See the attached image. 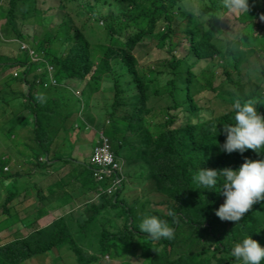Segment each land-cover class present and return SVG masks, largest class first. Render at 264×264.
<instances>
[{"label":"trees","instance_id":"1","mask_svg":"<svg viewBox=\"0 0 264 264\" xmlns=\"http://www.w3.org/2000/svg\"><path fill=\"white\" fill-rule=\"evenodd\" d=\"M94 1L97 4L101 2L104 6L88 3L85 8L95 14L94 20L96 22L101 21L105 36L104 41L106 38L107 43L103 42V44L94 46V49L101 54L96 65L90 57L92 45L82 32L86 24L82 23L81 26H76L75 21L67 15L60 23L62 26L66 25V29L46 30L43 36L39 38L41 40L40 46L38 45L36 49L33 48L35 51L41 49L38 55L41 57L40 53H42L45 60L54 67L56 79L57 77H66L87 80L86 84H90L88 88L91 90L90 92H96L101 88V84L97 82L101 80L103 75L114 79V97L118 101V105L111 111V117L115 115L117 110L124 109L126 114L124 117H120L122 119L120 123L117 121L118 126L112 125L114 128L112 131L111 126L108 134L109 136L114 135L119 140V131L128 134V136L130 134L136 136L137 140L140 141V152L138 154L137 150L136 154L137 163L145 166L148 171L147 177L151 176L159 180L162 188L169 192L171 199V201H166L168 205L166 214L157 211L149 212L151 216L167 221L168 225L174 230L172 239L161 238L157 240L162 245L164 264H242L241 261L231 255V250L235 244L224 242L220 231L224 227L217 222L220 219L214 214L215 210L222 205V200L226 199L222 195L224 178L218 176L217 183L212 188L198 186L192 180V177L202 168L213 169L218 172L225 168L238 170L244 163L245 158L253 161L264 159V146L256 152L246 150L243 154L238 151L228 154L221 150L220 146L226 140V134L223 133L222 129L225 125H231L232 119L234 120L233 108L216 117L209 118L212 111L207 104L210 101L208 96L214 95L220 102L233 104L227 98L232 93L216 90L210 80L202 83L204 71L197 72L199 67L196 63L201 60H208L210 64L211 58L221 57L225 52L231 55L239 65L236 50H234L232 44H229L228 40L223 49L222 47L219 48L212 40L217 29L210 27L201 32L198 28L201 25L194 23V21H202L208 15L211 19L216 17L215 20L218 21L221 16V12L218 10L220 0H201L197 12L189 13L187 17L182 15L180 21L186 22L184 30H181L178 25H174V12L180 9L176 4L181 0ZM250 2L263 3L264 0H250ZM115 3L119 4L117 9L113 7ZM36 5V0H10L7 20L17 38L20 37V34L14 22L15 13L19 10V14L27 20L33 16ZM104 8L108 10L102 12ZM38 15L42 24L48 22L47 12H40ZM245 18L248 21L244 25L245 30L243 36L239 37V41L246 46L260 42L261 45L258 48L261 49L264 45V25L255 23V21L252 22V18L248 16ZM89 21L90 19H88ZM161 29H163V33H161ZM122 33L127 34L125 43H122L119 37ZM152 33H154V36ZM179 33L189 43L188 53L182 59L172 57V59L164 62V68L169 78L163 93L168 97L165 105L166 117L162 125L151 127L145 119L147 114L152 113L151 108L147 107V103L149 96H156L159 92L154 88L151 92V85L155 84V79L147 78L144 73L139 71L138 61L133 54L134 49L131 50L133 48L132 44L140 42L146 36H152L159 46L171 49L172 43L170 40ZM222 34L220 32L221 37ZM42 45L44 47H41ZM17 59L19 58L17 57ZM26 62H29L28 58L24 62L6 63V68L12 69L26 64ZM30 66H32V69L27 70V72L24 70L22 77L18 78L21 85L25 86L26 95H24V98L18 97L8 102L13 103L14 100L16 101V103L10 105V114L6 116L5 121L12 116L6 123L9 134H12L16 125L30 121L29 126L35 142L43 151L45 146L40 137L46 130L53 133L60 131L66 133L68 131L67 119L71 118L73 114H78L84 122L91 126L94 121L95 106L91 104L90 98L85 95L88 89L83 91L85 85L81 89L80 95H75L77 109H74L76 108L75 104L64 102L65 96L61 92L47 93L43 91L42 95L45 100L41 103L37 100V93H39L38 88L44 86L42 80L45 79L46 75L37 73L35 64ZM222 67L225 69L223 73L221 72L222 75L225 78L231 77L226 72V67ZM221 70L223 71V69ZM30 72L34 74V77L28 75ZM157 73L159 72L149 69V76L154 77ZM258 74L256 77L257 82L263 81L264 64ZM125 75H129V78L121 83L120 80ZM236 75L240 76L241 72L237 71ZM13 79L17 80L16 78ZM231 83L230 87L232 86L234 90L237 87L236 82L231 81ZM91 84L97 87L94 89ZM106 85L110 88L109 82ZM124 92H134L130 96L129 110L125 107L127 103L125 101L121 102L123 100L121 94ZM59 98L61 99L58 100ZM20 99L27 100L28 103L21 104V106H28L31 112L18 107ZM247 100H252L257 111H263L264 113L263 90L256 88L240 101L243 103ZM203 101L206 102V105L201 107L199 102ZM57 102H63L65 105L62 106ZM170 110L171 114L168 113ZM5 113L6 110L3 109L1 114L4 115ZM34 116L36 120H34ZM179 116L184 118L186 123L172 128L175 118ZM193 121H196V123H192ZM75 127H77L76 124ZM222 133L225 135L223 138ZM120 146L122 145H118V148ZM114 155L117 159L118 153H114ZM59 160L63 159L60 157ZM4 167L5 164L2 165L1 177L5 176L7 179L10 173L5 174ZM150 173H153V175H150ZM81 177L83 178V174H81ZM109 182L110 179L101 182V190L107 189ZM83 185L85 186V179ZM122 185H124L123 179L120 184L121 187L117 191L111 194H107L106 191L102 192L97 197L98 202L85 209V213L86 211L91 213L85 214L84 218L79 217V221L73 222L70 226L67 225L65 219L59 218L45 228L31 231L28 234L29 239H24L25 241L2 242L3 238H0V264H19L33 258L34 255L38 258L42 254L50 253L53 249L60 255L63 252L71 253L76 264H102L100 262L101 257L122 258L126 255H135L134 245L136 241L148 245L152 239L149 234L140 231L138 221L131 212L129 204L119 198ZM8 186L10 191L7 192L2 204V211L6 214L9 213V206H13L18 202L16 201L18 191L14 190L13 184ZM117 209L121 211V214L118 213L116 217L109 215L111 210L116 211ZM170 211L174 213L173 216L168 215ZM37 212L41 217L44 212L43 207L38 208ZM259 216H264V200L255 203L237 224L240 227H245L251 217L248 237L257 241L264 248V226L258 225L257 218ZM8 218L12 222L15 221L14 215ZM119 218L123 219V223L116 228V232H106L105 224L114 222L113 220L116 221ZM136 221L137 224H135ZM0 223L4 227L9 226L4 225L1 221ZM237 224L234 225L236 228ZM79 226H93L94 231L83 239L82 235L72 233V231H78ZM182 227L190 228L192 237L196 239L201 238L203 233L211 234V229L213 230L212 236H216L214 238L217 239L213 248V251L216 250V252H213L211 257L214 262H210L207 258L194 252H189L191 253L189 255L182 253L177 257L169 255L174 252ZM2 232L4 231H0V233ZM225 236L227 238L235 237L236 233L232 229L227 230ZM188 242H192L190 236ZM239 243H242V241ZM141 250L142 252L139 255L149 264H154L156 254H152L145 248H141ZM56 263H60V258L55 260ZM260 264H264V259L260 261Z\"/></svg>","mask_w":264,"mask_h":264},{"label":"rangeland","instance_id":"2","mask_svg":"<svg viewBox=\"0 0 264 264\" xmlns=\"http://www.w3.org/2000/svg\"><path fill=\"white\" fill-rule=\"evenodd\" d=\"M37 5L35 6V11L33 13V16L25 20L21 14H19V10L14 15V22L17 26V31L20 34V37L17 38L16 34L13 33L11 25L9 24L7 20V11L9 8V2L10 0H0V125L3 123L6 116L10 113H6L5 115L1 114V111L3 109L10 108V105L13 103H16L14 100L13 103H8L9 101L16 99L18 97L24 98V95H26L24 87H22L21 83L17 80L13 79V76L11 75V69L6 68V63L11 62H24L27 59L26 53L21 50L20 45L13 42V40H19L22 43H25L27 45H30L36 49V47L40 46V39L43 36V33L46 30L53 31L54 29L57 30H64L67 28L66 25H61L60 23L63 21V18L65 15L69 16L71 19L75 21L76 26H81L82 23H85L86 26L83 29V34L85 38L91 43L92 47L90 49V57L92 62L96 65V63L99 62V58L101 54L98 52V50L94 49V46L103 44V42L106 43V38L104 41V32L102 30V24L101 21L96 22L94 20L95 14L91 13L90 11L86 10V4H97L94 0H36ZM100 1V0H99ZM249 3V2H248ZM100 6L102 3L100 2ZM114 8H118L119 4L115 3L113 6ZM250 11L248 13H244L241 15H235L230 13L224 6H223V0L219 1V8L221 12V16L218 21L215 20V18H212L210 16H205L202 21H195L194 23L201 25V27H198L201 32L204 30L213 27L217 29L215 32L214 38L212 39L219 48L222 47V49L226 46L227 40L229 41V44H232V47L234 50H236L237 56L239 58V65H237V62L232 58L231 55H228L227 53H223L221 57L211 58L210 64L208 60H201L196 63V65L199 67L200 71H204L203 78L201 80L202 83H205L207 80L212 81L213 86L216 88V90L222 91V92H230L232 93L227 98L234 103L236 99L242 100L245 97L249 95L251 91H253L256 88H259L264 91V80L261 82H257L256 77L259 75L258 72L262 69V66L264 64V45L259 49L258 47L261 45L260 42H255L249 46H246L244 43H242L239 37L243 36V32L245 30L244 25L248 21L245 17L248 16L252 18V22L255 21V23H259L261 25H264V2L263 3H249ZM179 11L174 12V25L179 26L181 30H184L186 27L185 21H180L181 16L187 17L189 13H195L199 9V4H197L194 0H185L183 3L180 4ZM108 9L104 8L102 12H106ZM40 12H47L48 13V22L45 24L41 23V18L38 15ZM242 17V18H241ZM88 19L90 21L88 22ZM174 26V27H175ZM220 32H222V37L220 36ZM163 33V31H161ZM38 34V35H37ZM154 36V33H152ZM200 35V34H199ZM126 33L120 34V38L122 40V43L126 42ZM11 40V41H9ZM172 43L171 49H167L166 47H161L158 45V42L156 39L152 36H146L141 39L140 42L132 44L133 48V54L136 57L138 61V69L144 75L147 76V78H154L155 84L151 85V92L154 89H156L157 92H159L156 96L151 95L149 96L147 107H150L152 110L151 114H147L145 116L146 121L150 124L151 127L155 125H162L165 120V105L168 101V97L163 95L165 90V84L168 82V75L166 74V69L164 68V62H167L168 60L172 59L174 57L175 59H182L185 57V55L188 53L189 43L186 41V39L182 36V34H177L173 36V38L170 40ZM234 43V44H233ZM107 44V43H106ZM41 47H44L43 45ZM32 48L31 52L29 53V57H34V52L38 55L39 52H41V49H38L35 51V49ZM225 50V49H224ZM233 50V51H234ZM252 50V52H250ZM17 57L19 59H17ZM40 58V57H39ZM46 65H50L48 62L43 63L40 65H36L37 68L45 67ZM226 67V72L231 75L229 78H225L222 73L225 71V69L222 67ZM16 68V67H15ZM32 69V66L28 65L25 68V71ZM149 69H152L153 71L159 72L153 76H149ZM223 69V71L221 70ZM237 71L241 72L240 76H237ZM117 70L115 71V73ZM222 72V73H221ZM28 75L34 77V74L32 72L28 73ZM213 76V77H212ZM212 77V78H211ZM129 78V75H125L120 80L121 83H123L126 79ZM224 79V80H223ZM77 79L73 78H62L57 77L58 85L57 86H43L41 88H38L37 94H42L43 91L47 93L51 92H61L63 96H65L64 102L65 103H73L75 104L77 109L78 105L76 104V97H75V91L79 90L77 86L79 85L81 91L84 84H82L79 80V84L76 86L74 83ZM214 80V81H213ZM223 80V81H222ZM114 79L107 77L106 75H103L100 81H98V84H101V88L96 92H91L93 95V98L95 100V111H94V123L93 127L86 128V125H84L81 121L80 116L78 114H73V116L69 119H67V127L68 131L66 133L73 134L74 132L79 133L78 135H81L82 130H85L86 132H91L89 134V138H81L79 140L80 144L72 141L68 136L65 137V142H63L62 145L69 148L70 150H74V154L77 155L78 152L75 150L80 148L78 150L79 152L84 149V151H88L91 149L92 140H90V137H94V145L97 144V141L99 140L98 132L102 131L104 136L108 140V144L111 148V150L114 153H118V157L116 159L117 164V173L121 176V178L124 180V185H122L121 188V196L120 199H123L127 201L129 204V207L131 208V212L135 215L138 225L143 220L145 216H151L149 212L157 211L161 214H166L167 211V204L166 201H171L169 197V192L162 188L159 180L154 177H147L148 171L145 168L144 165L141 163H137L136 154L138 150V154L140 152V141L137 140L136 136L134 134H123L121 131L120 133V140L115 138L114 135L109 136L108 132L112 125L118 126L117 121L119 123L122 120L121 118L125 116L126 112L125 110H117L115 112V115L111 117V111L114 110L117 105L118 101L114 97ZM231 81H235L237 87L233 90V87L230 85L232 84ZM109 82L110 88L106 85ZM6 85V86H4ZM90 84H85V88L83 91H86L89 88ZM94 89L97 87L94 84H91ZM234 91V92H233ZM134 92H124L121 94V97L123 98V101L127 103L125 107L130 108V96ZM216 94V93H215ZM208 98H210V101L207 102L209 105L212 114L209 116V118L216 117L224 112H226L228 109L231 108L232 104L228 102L218 101L214 95H209ZM91 102V101H90ZM27 100L23 101L22 99L19 100L18 107L23 109H29L28 106H21V104H27ZM62 106L65 105L63 102H57ZM92 104V103H91ZM254 104V103H253ZM199 105L201 107L206 105V102H199ZM255 106V104H254ZM162 110V111H161ZM31 111V110H30ZM63 111V110H61ZM184 113V111H182ZM258 112V111H257ZM169 114H171V110L168 111ZM258 114L261 116H264L263 111H259ZM119 116V117H117ZM122 116V117H121ZM121 117V118H120ZM34 120H36L34 116ZM186 123V120L179 116L178 118H175V122L172 124L173 127H178L180 125H183ZM192 123H196V121H193ZM75 124L77 127H75ZM113 126L111 128V131L113 130ZM123 130V129H121ZM22 135V133H21ZM128 136V137H127ZM8 135L4 136V134L0 133V177L2 176L1 170L2 165L4 163L8 164V170L5 171L6 173H12L15 170V165L11 162L12 160H15L17 162H20L23 164L24 159L15 151H13L9 145V142H12V140ZM59 139V138H58ZM57 139V140H58ZM118 145L120 148H118ZM3 146L7 147L6 150L10 156L11 160L3 161V156L5 155V152L3 151ZM93 147V146H92ZM118 148V150H117ZM84 152V153H85ZM39 151L34 148H28V150L25 151V155L27 158H29L30 162L32 164L38 163L37 161V154ZM69 155L65 158L67 161H71ZM83 164L77 165L78 169L82 168L83 172V178L85 179V186H90L89 189L84 190L82 193L78 194L73 204H76V200L80 198L82 195L84 197L81 199V201L78 202L79 207L82 206V211L84 214L91 213L90 211H86L85 209L90 207V205L95 204L98 202V200L95 201L98 195L102 194L101 192L107 191L108 193L111 191V189H105L100 190V186H97V183L94 181V179L91 176V170H90V154L86 158L85 155H82V157H79ZM64 160H62L63 162ZM24 166H28V164H24ZM92 167V165H91ZM18 171H19V165H18ZM150 175H153V173H150ZM4 176V175H3ZM5 177V176H4ZM1 177V188L5 183L6 190L9 188L7 184L8 181L6 177ZM64 181H67L69 178H64ZM87 179V181H86ZM54 182V180L50 181ZM114 183V182H113ZM102 185V183H99ZM76 187L80 186L78 183L75 184ZM97 187V191H94V189ZM119 186L116 191L120 188ZM115 189V188H113ZM28 190V189H26ZM80 190V189H79ZM99 190L101 192H99ZM94 191V193H93ZM107 193V194H108ZM122 197V198H121ZM16 201H18L16 199ZM225 199L222 200V204L224 203ZM163 203V204H162ZM2 201H0V221L4 223V225H9L8 227H4L0 223V231H4L0 233V238H3L2 242H7L11 240H18L25 241L24 239H29L28 234L31 231H36L39 229L40 225H49L51 224L52 218H54L56 215H60L64 212L66 207H63L60 212L54 211L52 218H48L46 221L40 220L38 213L33 214L28 217L26 213L25 218H19V215L15 218V221L12 222L8 217L16 216V212H18L21 207L22 203L18 201L13 206H9L8 214H6L4 211H2ZM41 203H38L40 205ZM72 205V204H70ZM69 212H71V208H69ZM121 214L120 210H111L110 216L116 217L117 215ZM43 215V213H42ZM86 215L82 216L84 218ZM124 216V215H123ZM251 218V217H250ZM250 218L248 222L246 223L245 227H240L238 225V222H228V221H217L224 229H220L223 235V240L225 243L228 244H237L240 241H243L245 238L248 237L249 234V227L251 226ZM258 225L264 226V216H259L257 218ZM38 220V221H37ZM113 220V219H111ZM114 222L105 224L104 228L106 232L108 233H115L116 228L118 226H121L123 223V219H116L113 220ZM137 221L135 224H137ZM102 223V222H101ZM72 223H68L67 225H71ZM237 224V228L236 225ZM218 228V226H217ZM235 231L236 236L235 237H226L225 232L227 230ZM236 228V229H235ZM93 226H87V227H80L78 231H72L74 234H80L83 236V239L87 237L90 232H93ZM213 230L211 229V234L207 235L206 233H203L202 237L199 239L193 238L191 234L190 228L187 229L186 227H182L180 229L179 233V241L175 246L174 252H171L169 255L172 257H177L179 254L187 253V255L191 254L189 252L199 253L202 255V257L207 258L210 262H214L212 257L213 248L216 244V240L212 236ZM192 238V242H188V237ZM31 245V244H30ZM33 248V246L31 245ZM136 249L135 255H126L122 258H111V257H101L100 262L102 264H149V262L145 261L139 254L142 252L141 248H145L149 250L152 254H156V257L154 258V264H164L162 257H163V250L162 245L157 240H152L150 244L145 245L141 241H136L134 245ZM119 250V249H118ZM193 254V253H192ZM35 256V255H34ZM30 258L28 260H25L19 264H55V260L57 258H60L59 264H76L73 256L69 252H63L60 254L56 253V250L53 249L50 253H45L40 255V257L36 258L34 257ZM130 258V259H129ZM57 264V263H56Z\"/></svg>","mask_w":264,"mask_h":264},{"label":"clouds","instance_id":"3","mask_svg":"<svg viewBox=\"0 0 264 264\" xmlns=\"http://www.w3.org/2000/svg\"><path fill=\"white\" fill-rule=\"evenodd\" d=\"M184 1L181 0L176 5L180 7V4ZM194 1L199 4L201 0ZM248 2L251 3L250 0H223V6L230 13L241 15L250 11ZM13 42L18 45L22 43L19 40H13ZM28 46L33 48L30 45ZM31 64L33 63L26 62L23 65L28 66ZM23 65L16 66V68H19V75L17 77L12 75L15 67L11 69L10 73L13 78L18 79L22 77L25 69L21 70L20 67ZM37 100L43 103L45 97L42 94H38ZM232 108L235 113V121L232 119L231 125L223 126L222 131L226 134V140L220 146L221 150L228 154L234 151L243 154L246 150L256 152L261 149L264 146V116L258 114L252 100L242 103L239 99H236L230 109ZM223 133L222 138L225 137ZM3 170L7 171L8 167L5 166ZM12 174L13 172L10 173L9 177ZM218 176L224 178L222 195L226 198L224 203L214 213L221 221L239 222L255 203L264 200V159L253 161L245 158L244 163L238 170L225 168L218 172L217 170L202 168L192 177V180L198 186L212 188L216 185ZM0 201L4 202L1 196ZM16 213L15 218L18 216V212ZM168 215L173 216L174 213L170 211ZM139 229L142 233L149 234L152 240H160L161 238L172 239L174 235V230L168 225L167 221L156 216H145L139 224ZM231 255L241 261L242 264H260V261L264 259V248L257 241L248 237L242 243H237L233 246Z\"/></svg>","mask_w":264,"mask_h":264},{"label":"crops","instance_id":"4","mask_svg":"<svg viewBox=\"0 0 264 264\" xmlns=\"http://www.w3.org/2000/svg\"><path fill=\"white\" fill-rule=\"evenodd\" d=\"M79 81L85 85L87 80ZM79 81L76 80L74 84L77 86L79 84ZM22 87H24L25 89L24 85H22ZM77 88H79L80 90L81 87H79L78 85ZM79 90L75 91L74 94L76 96L80 95ZM90 91L91 90L88 89L85 95L86 97L90 98L91 103L94 105L96 102ZM60 99L61 98H59L58 100ZM94 106L96 107V105ZM5 110L6 113H10L9 107L7 109L5 108ZM24 110H26L27 112H31L30 109ZM11 117L6 121L4 119L5 122L3 121V123L0 125V133L4 134V136H6L7 134L8 137L11 138L9 139L12 140V142H9L11 149L18 153L24 159L23 164L15 160L11 161L15 165V170L13 171L12 177L7 179V184H13L14 190L18 191V197L16 199L22 203V207L18 211V215L20 214L19 218H25L26 213L28 217L33 214H37V209L43 207L44 212L42 217L40 218L42 222L46 221L48 218H52L54 211L60 212L63 207H66L62 214L56 215L54 218H52L51 223L59 218L65 219L67 224L79 221V217L85 215L81 210L82 206L79 207L78 205V202L81 201L84 195L76 200L75 205L73 204V202L75 201L78 194L82 193L86 189H91L89 188L90 186L83 185L84 179L81 177L83 169H78L77 165L82 166L83 164V161L79 157L85 155V157L87 158L89 156L92 146H94V137H90V140H92L91 149L86 152L84 151V149H82V151L79 152L78 150H80V148H77L75 151L78 152V154L75 155L74 150H70L69 148L62 145L63 142H65L64 139L66 136H68V133H64L62 131L53 133L49 130H46L40 137V140L45 146V148H43V151H41V149L35 142L34 135L29 126L30 121L16 125L12 131V134H9L6 123L11 119ZM81 121L82 123H84V125H88L87 128L93 127L94 121L91 126L88 123L84 122L82 118ZM90 133L91 132L82 130L81 135H78L79 133L74 132L73 134H69L68 138L80 144L79 140L84 137L89 138ZM28 148H34L39 151V153L36 155L38 163L32 164L29 158H27V156L25 155V151L28 150ZM7 149V147L3 146V151L5 152V155L3 156L4 162L6 160L12 159L10 154L6 151ZM69 155H71L70 159L72 160V162L65 160V158ZM60 157L64 160L63 162L62 160H59ZM4 164L5 166L8 165L6 163ZM24 164H28V166H24ZM93 169L94 167H91L90 165V170L93 171ZM64 178L69 179L67 181H64ZM105 179L103 181H105ZM52 180H54V182H50ZM76 183H78L80 186L76 187ZM5 186L6 185L4 183L0 190V196L3 201L5 200L7 192L10 191L9 188L6 190ZM97 186H100L102 188L100 184H97ZM121 194L119 195V198ZM96 200L98 199L96 198L95 201ZM125 202L127 203L126 200ZM38 203L41 204L38 205ZM69 208H71V212H69ZM45 227L46 225L39 226L40 229Z\"/></svg>","mask_w":264,"mask_h":264},{"label":"built area","instance_id":"5","mask_svg":"<svg viewBox=\"0 0 264 264\" xmlns=\"http://www.w3.org/2000/svg\"><path fill=\"white\" fill-rule=\"evenodd\" d=\"M20 48L26 53L27 57L29 58L30 63L37 64V65L47 63L42 53H40L41 54V57H40L39 55L36 54V52H34V57L30 58L29 53L31 52L32 48H30L27 44L20 43ZM20 68L21 70H24L26 68V65H23ZM18 69L19 68H15L12 71V75L14 77H17L19 75ZM36 72L44 73L46 75L45 79L42 80L45 86L46 85H50V86L57 85V81L54 76L55 70L52 65H46L43 68L39 66L36 69ZM98 135H99V140L97 141V144L91 149V152H90V164L94 167L92 171V174H93L92 176H93V179L97 183L103 182V180L107 176L106 179H110V184L107 187V189L110 188L111 191L109 193L107 191L106 192L108 194H111L114 191H116V189L120 186L122 178L120 175H118L119 173H117L116 171L117 170L116 157L108 144L107 138L104 136L102 132H99ZM100 190L99 192H101Z\"/></svg>","mask_w":264,"mask_h":264}]
</instances>
